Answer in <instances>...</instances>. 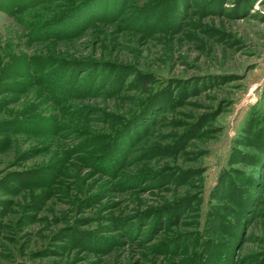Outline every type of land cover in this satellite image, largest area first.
<instances>
[{"label": "rangeland", "instance_id": "374dc122", "mask_svg": "<svg viewBox=\"0 0 264 264\" xmlns=\"http://www.w3.org/2000/svg\"><path fill=\"white\" fill-rule=\"evenodd\" d=\"M0 64V264H264V0H0Z\"/></svg>", "mask_w": 264, "mask_h": 264}, {"label": "trees", "instance_id": "16d2710c", "mask_svg": "<svg viewBox=\"0 0 264 264\" xmlns=\"http://www.w3.org/2000/svg\"><path fill=\"white\" fill-rule=\"evenodd\" d=\"M5 1V0H4ZM86 4V2H77V4H76V8H81V7H83L84 5ZM18 9V8H17ZM14 10H16V9H14ZM67 13V12H66ZM71 14H73V11L69 14V15H71ZM58 21V18H56V20H53V21H51L50 23L51 24H55L56 22ZM63 35H65V34H63ZM57 37H65V36H60V35H56ZM6 70H8L7 68H6V66L4 67V65H2V64H0V82H1V77L3 76V74H4V71H6ZM16 71H17V73L18 72H20V73H22V71H23V66H21V67H18L17 69H16ZM43 72V71H42ZM39 74H41V72H38ZM14 74H15V72H14ZM48 76V78H45V77H47ZM38 80H40V81H42V83H43V81H45V79H49V75H46V76H40V75H38V78H37ZM5 90V88H0V95H3L4 93H3V91ZM144 106H142V108H143ZM6 125H7V123L6 122H2V123H0V130H6ZM4 127V128H3Z\"/></svg>", "mask_w": 264, "mask_h": 264}]
</instances>
